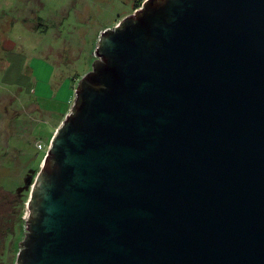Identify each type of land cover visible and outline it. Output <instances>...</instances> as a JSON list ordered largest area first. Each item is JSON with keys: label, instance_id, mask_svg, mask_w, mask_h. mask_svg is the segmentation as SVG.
I'll return each mask as SVG.
<instances>
[{"label": "water", "instance_id": "water-1", "mask_svg": "<svg viewBox=\"0 0 264 264\" xmlns=\"http://www.w3.org/2000/svg\"><path fill=\"white\" fill-rule=\"evenodd\" d=\"M26 208L17 264H264V0L102 33Z\"/></svg>", "mask_w": 264, "mask_h": 264}, {"label": "rangeland", "instance_id": "rangeland-1", "mask_svg": "<svg viewBox=\"0 0 264 264\" xmlns=\"http://www.w3.org/2000/svg\"><path fill=\"white\" fill-rule=\"evenodd\" d=\"M139 1L0 0V264H17L25 183L40 171L79 82L91 72L101 34ZM12 54L20 68L6 82L3 74L13 73L18 59Z\"/></svg>", "mask_w": 264, "mask_h": 264}, {"label": "crops", "instance_id": "crops-1", "mask_svg": "<svg viewBox=\"0 0 264 264\" xmlns=\"http://www.w3.org/2000/svg\"><path fill=\"white\" fill-rule=\"evenodd\" d=\"M0 23H1V20H0ZM12 56H16L18 59L17 60H14L13 57L12 59L14 60V68H13V73H10L6 76V74L4 73L3 76L7 82V78L9 77L11 79V81H14L17 79V71H19V68H20V64H17L18 63V60H20V57L15 55V54H12ZM16 59V58H15ZM16 67V68H15ZM17 69V70H16Z\"/></svg>", "mask_w": 264, "mask_h": 264}, {"label": "trees", "instance_id": "trees-1", "mask_svg": "<svg viewBox=\"0 0 264 264\" xmlns=\"http://www.w3.org/2000/svg\"><path fill=\"white\" fill-rule=\"evenodd\" d=\"M141 3H142V2H140L138 5L135 6L134 11L137 10L138 8H140ZM43 160H44V159H43ZM43 160H42V161H43ZM38 172H39V171H36L35 174L33 175V177H29V178L27 179V181H26V183H25V190H27V193H28V192L30 193V187H31V184L34 182L35 177L37 176ZM30 178H32V179H31V184H30L29 188L26 189L27 182L30 180ZM29 196H30V194H29ZM29 196H27V201H28V199H29ZM27 201H26V203H27ZM24 203H25V202H24ZM0 205H1V204H0ZM25 207H26V206H25ZM23 216H24V214H23V215L20 214V223H21L22 226H24V224H26L25 220H23V218H22Z\"/></svg>", "mask_w": 264, "mask_h": 264}, {"label": "flooded vegetation", "instance_id": "flooded-vegetation-1", "mask_svg": "<svg viewBox=\"0 0 264 264\" xmlns=\"http://www.w3.org/2000/svg\"><path fill=\"white\" fill-rule=\"evenodd\" d=\"M145 1H146V0H140V1L137 3V5H138L140 2H142V3H141V6H142V4H143ZM141 6H140V7H141Z\"/></svg>", "mask_w": 264, "mask_h": 264}, {"label": "bare ground", "instance_id": "bare-ground-1", "mask_svg": "<svg viewBox=\"0 0 264 264\" xmlns=\"http://www.w3.org/2000/svg\"><path fill=\"white\" fill-rule=\"evenodd\" d=\"M29 200V199H28ZM28 202V201H27ZM26 205H27V203H26ZM26 215V214H25Z\"/></svg>", "mask_w": 264, "mask_h": 264}]
</instances>
